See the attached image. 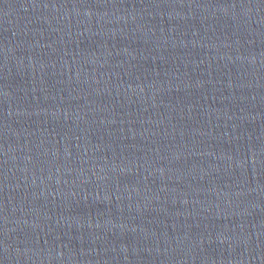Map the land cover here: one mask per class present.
I'll return each mask as SVG.
<instances>
[{
	"label": "water",
	"instance_id": "obj_1",
	"mask_svg": "<svg viewBox=\"0 0 264 264\" xmlns=\"http://www.w3.org/2000/svg\"><path fill=\"white\" fill-rule=\"evenodd\" d=\"M0 264H264V0H0Z\"/></svg>",
	"mask_w": 264,
	"mask_h": 264
}]
</instances>
